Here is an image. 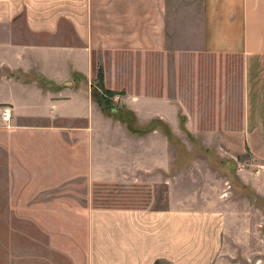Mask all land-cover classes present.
Listing matches in <instances>:
<instances>
[{"label":"crops","instance_id":"0c3cea01","mask_svg":"<svg viewBox=\"0 0 264 264\" xmlns=\"http://www.w3.org/2000/svg\"><path fill=\"white\" fill-rule=\"evenodd\" d=\"M205 56L264 60V0H0V264H264V207L245 192L264 199V114L249 87L235 128L221 107L206 126L219 145H200V192L164 143L182 116L200 132L182 95L186 84L196 102ZM234 166L239 189L223 173ZM84 182L164 186L165 208L89 194L85 222Z\"/></svg>","mask_w":264,"mask_h":264},{"label":"rangeland","instance_id":"374dc122","mask_svg":"<svg viewBox=\"0 0 264 264\" xmlns=\"http://www.w3.org/2000/svg\"><path fill=\"white\" fill-rule=\"evenodd\" d=\"M198 63L196 102H192L189 98V88L186 84L183 86L182 97L186 108L189 107L191 112L195 114L194 122L200 125V132L190 133L185 126L187 118L182 116L181 128L178 133H172L165 126V133L163 134L164 143L179 145L181 164L184 163L180 167L181 184L183 185V181H185L187 189L191 190L190 192L193 194L204 189L205 179L209 174L208 166L203 160L206 158L205 151L200 145L205 143H207L206 145H219V135L205 133V130L207 129L206 126L213 125L217 121L220 107L228 128H235L236 123L240 122L242 108L245 105V95L249 87L254 114L257 116L264 114V60L257 59L248 64L245 59L238 56H205L199 59ZM113 107L111 103L105 108L109 113ZM187 145H196V149L190 152L186 148ZM206 155L213 162L217 159L214 152H206ZM193 159H197V161L194 163L192 162ZM222 159V163L226 162L229 165L231 161L229 158L223 156ZM214 168L220 170L222 167L216 165ZM236 169L234 166L231 169L223 170V173L227 174L233 186L239 189L241 184L235 180ZM215 184L213 182V185ZM82 186L78 184V190L82 188L84 194L83 219L85 222L88 220L86 210L89 194H92L96 206L145 207L152 204L153 208H165L166 189L164 186L153 189L144 186H97L93 190L86 182ZM72 188L75 189V185ZM245 192L250 199H256L257 204L264 207V199H258L249 190ZM232 198L233 202L230 207L234 210L238 200L235 195Z\"/></svg>","mask_w":264,"mask_h":264},{"label":"trees","instance_id":"16d2710c","mask_svg":"<svg viewBox=\"0 0 264 264\" xmlns=\"http://www.w3.org/2000/svg\"><path fill=\"white\" fill-rule=\"evenodd\" d=\"M99 81H100V83H102V81H103V74H102V72H99ZM101 90H102L103 93H102V95H99L98 102H99L100 106L106 111V108L105 107L107 105L111 104L109 98L113 97L114 96V93H112L110 91H106V90H104L102 88H101Z\"/></svg>","mask_w":264,"mask_h":264},{"label":"built area","instance_id":"2783aa9c","mask_svg":"<svg viewBox=\"0 0 264 264\" xmlns=\"http://www.w3.org/2000/svg\"><path fill=\"white\" fill-rule=\"evenodd\" d=\"M1 118L4 125L8 128L12 126L14 119V110L10 106H5L2 108Z\"/></svg>","mask_w":264,"mask_h":264}]
</instances>
